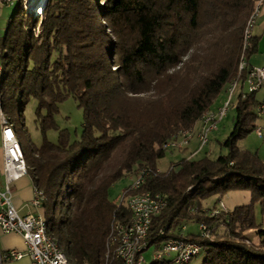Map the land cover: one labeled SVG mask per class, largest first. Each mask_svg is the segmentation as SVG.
<instances>
[{
	"label": "trees",
	"instance_id": "trees-1",
	"mask_svg": "<svg viewBox=\"0 0 264 264\" xmlns=\"http://www.w3.org/2000/svg\"><path fill=\"white\" fill-rule=\"evenodd\" d=\"M254 5L255 0H47L37 16L18 5V13L31 19L7 27L0 44L1 111L21 139L26 174L42 192L47 231L61 249L68 248L73 264H120L111 256L106 261V242L112 222L127 224L130 213L109 199V187L141 170L149 176L139 190L166 200L152 219L151 241L170 238L181 222H202L209 237L186 232L200 244L202 264H264V223H256L254 214V203L264 213V160L237 146L253 130L259 102L257 91L241 95L245 75L238 71ZM257 41L251 37L244 50L248 60ZM233 79L239 89L232 129L220 143L226 152L182 156L159 172L163 144L198 121L201 126L202 113ZM69 97L82 111L75 139L55 122ZM31 99L42 141L28 145L21 135ZM49 129L57 130L56 142L46 138ZM232 190L249 191L250 202L231 211L204 204Z\"/></svg>",
	"mask_w": 264,
	"mask_h": 264
},
{
	"label": "built area",
	"instance_id": "built-area-1",
	"mask_svg": "<svg viewBox=\"0 0 264 264\" xmlns=\"http://www.w3.org/2000/svg\"><path fill=\"white\" fill-rule=\"evenodd\" d=\"M2 2L8 6L11 5V0H2ZM262 3L264 1L258 5L257 15H259ZM251 37L252 33H250L248 46ZM243 71L245 76L242 82V96L264 88V65H253L247 58H242L241 72ZM238 89L239 86H234L228 90L227 101L224 105L218 106L214 110V113H211V119H206V129L216 128L217 124L222 120L220 119V112L227 108V105H229V97H232ZM255 114L253 131L257 137L264 139V100L258 102L256 105ZM0 123L3 151L2 170L6 181L5 189L0 190V229L4 233L19 234L26 245L23 251L14 248L0 251V264L19 260L24 256L29 257L31 264H61V261L56 258L55 252L52 251L50 245L47 244L40 233L39 214L29 212L20 215L11 202L10 185L13 181L21 178L22 175L19 174L17 161L13 158L10 142L4 131V125L2 122ZM196 140H198V148L195 149L194 154L200 152L207 145L204 142V136H199L198 134ZM148 176L149 174L147 173H135L133 182L122 192L123 200H115L117 205L122 204L127 210H129V205H137V212L132 213V220L127 223V228L119 229V231H123V239L122 242H119L120 258L117 260H120V264H133V256H140V264H144V261L147 260L144 252L152 246L151 258L173 261V264H187L188 259H192L197 255L198 248H200L198 242L189 240L186 237L187 223L181 222L175 226L173 231H171L169 241H165L162 247L149 245V238L154 237V235L151 236L150 232L152 219L159 214V206L166 205V200L158 197H148V199L144 200H124L126 190H132V186L134 185H142L143 187ZM29 204L40 208L39 196L32 195ZM220 208L225 209L223 206H220ZM216 212L217 209L213 211V213ZM196 226V233L200 237L207 238L210 236V228L205 223L198 222ZM109 241H111L110 235L108 236L106 245L109 244ZM105 259L106 261L108 260V255L106 254Z\"/></svg>",
	"mask_w": 264,
	"mask_h": 264
},
{
	"label": "rangeland",
	"instance_id": "rangeland-1",
	"mask_svg": "<svg viewBox=\"0 0 264 264\" xmlns=\"http://www.w3.org/2000/svg\"><path fill=\"white\" fill-rule=\"evenodd\" d=\"M18 7H19L18 4H16L13 5L8 10L9 18L6 20V24L4 26L5 29L17 23L21 19L24 20V22L26 23L29 22V20L31 19L27 16L23 17L21 13H18ZM26 13L32 16L39 15V14L33 15L32 13L30 14L29 12ZM257 19H258V15L256 16V19L254 21L255 24ZM228 88L229 87L227 85L226 91L224 89L217 95L210 109L214 110L216 107H218V105H224V103L227 101ZM235 95L236 94H234L232 97H229V99L231 98V102L226 115L217 124L216 128L209 133L207 145L203 147V149L200 151L198 156L202 155L206 151L208 152L207 154L210 158H215L216 156H218V154L220 153L223 154L226 152V149L221 147L220 143L225 139V137L231 131L233 126L234 109L232 106L235 102V97H236ZM256 96L258 99L264 98V89L261 88V90H259V92L256 93ZM35 105H36V100L31 99L30 102L27 104V107L24 112V123H25V127L27 128V132L22 131L21 136L28 145H31V143L40 144L42 141V133L34 123ZM55 122L60 129H67L72 139L79 137L81 131V123H82V111L80 108L77 107V103L72 97L67 98L59 105V112L55 116ZM199 127H200V121H198L193 125L192 130L191 128L189 129L192 132L194 131L193 133H195V131L199 129ZM57 133H58L57 130L49 129L46 131V138L51 142H56ZM17 136L19 140H21L18 134ZM176 141L179 143V145L175 144V146L173 147L165 148L164 156L157 161V170L159 172L167 171L169 168H171L174 162H176L182 156L191 157L194 150L198 147L195 136L192 137L189 144H181V137H178ZM237 146L241 149H246L251 152H256L259 158L261 160H264V139L257 137L253 130L250 133H248L245 137L238 140ZM134 174L135 173L127 174L126 176L121 177L109 187V199L111 201L120 200L121 196L123 195L122 192L133 181ZM249 202H250L249 191L232 190L222 195L219 201L217 200V196H212L207 200H205L204 204L210 206L215 204L216 207L219 208L220 206H223L227 211H231L234 207L239 205H245L248 204ZM57 212H59V208L56 209V213ZM254 214H255L256 223H264V213L261 212V208L258 203H254ZM187 230L195 232L197 231V226L193 223H187ZM247 234L251 237L253 242H257V236L255 235L253 230H250ZM64 250L68 252L67 247H64ZM152 250L153 248L151 246L147 251L144 252V255L148 261L151 260ZM203 258L204 256L200 254L199 256L194 257L190 264H202ZM18 264H27V263L24 261L22 262L20 261Z\"/></svg>",
	"mask_w": 264,
	"mask_h": 264
},
{
	"label": "bare ground",
	"instance_id": "bare-ground-1",
	"mask_svg": "<svg viewBox=\"0 0 264 264\" xmlns=\"http://www.w3.org/2000/svg\"><path fill=\"white\" fill-rule=\"evenodd\" d=\"M35 1V2H33ZM264 0H255V5L253 8L252 13L249 15L247 18L244 30H243V39H242V53L240 55L239 63H238V71H241V65H242V58H245L244 55V50L248 47V42H249V37H250V31L252 28V25L254 24L255 21V16H257V8L259 3H261ZM16 4H22L23 8L26 10V12H29L30 14L32 13L33 15L35 14H41L43 7H44V2L43 0H11V5H16ZM41 4V5H40ZM10 6V5H9ZM237 79H233L232 82L229 84V89H231L234 86H237ZM229 108V105H227L226 109H223L222 112H220V119H223V117L226 115L227 110ZM217 109V108H216ZM214 109V110H216ZM213 109L206 110L202 113L201 115V126L199 129L193 133L190 129L184 130L180 132L178 135L174 136L172 140L166 142L163 144V148H168V147H173L175 144L179 145V143L176 141L178 137H181V144H188L189 141L192 139L193 136H204V142L207 143L208 141V135L213 129H206V119H211V113H214ZM0 121L4 125V131L6 136H8V141L10 142V149L13 155V158L16 159L17 161V167L19 169V174L22 176L26 175V170H27V164L23 156V151L21 147V142L14 131L11 123L9 120L4 116V114L1 111V94H0ZM198 144V140H197ZM179 147V146H178ZM198 148V147H197ZM196 148V149H197ZM195 153V151L192 153V155ZM148 171V170H147ZM147 171L141 170L139 174H146ZM149 173V172H148ZM151 175V174H150ZM155 175V174H154ZM133 182V181H132ZM142 185H134L132 186V191L133 193L131 194H124V200H144L148 199V197H158L165 199L160 193H151L148 192L147 190H142V192L139 190L141 189ZM130 193V192H129ZM33 195H38L39 199L41 200L42 198V192L40 190H37L36 188L33 187ZM123 195L121 196L120 200H122ZM165 206H159V213L160 211L164 208ZM137 212V205H129V213H130V220H132V213ZM40 217V233L47 242V244L50 245L52 251L55 252V256L57 259L61 261V264H73L72 259L67 255L66 251L61 249L60 245L56 242V240L51 236V234L47 231L46 227V220L42 214H39ZM127 228V224H123L122 222L115 220L111 224V231H110V240L109 244L107 245V252L106 255H108V258L111 256L114 259H119L120 258V248H119V242H122L123 239V231H119V229H125ZM164 230H160L158 235L162 236L164 235ZM170 238H165V239H155L151 241L149 238V245H153V247H162L164 245L165 241H169ZM201 250L198 248L197 255L199 254ZM195 255V256H197ZM194 256V257H195ZM191 259H188L190 261ZM133 264H140V256H133ZM144 264H173V261H165V259H156V258H151L150 261L145 260Z\"/></svg>",
	"mask_w": 264,
	"mask_h": 264
},
{
	"label": "crops",
	"instance_id": "crops-1",
	"mask_svg": "<svg viewBox=\"0 0 264 264\" xmlns=\"http://www.w3.org/2000/svg\"><path fill=\"white\" fill-rule=\"evenodd\" d=\"M12 6L13 5L10 6L5 5L3 4L2 0H0V44L2 42L3 35L5 34L6 31L4 26L6 24V20L9 18L8 10ZM250 32L252 33V37L257 38L258 41H257V52L251 55L248 61L253 65H264V3H262L261 5V9L256 24L254 22V25H252ZM259 90H261V88ZM259 90H257L256 93H258ZM262 100H264V98L259 99V102ZM2 165H3V151H2V143H1V123H0V190L1 191L5 189V184H6L2 170ZM32 195H33V184L31 178L27 174L11 183L10 185L11 202L20 215H24L29 212L35 214H43V210L41 207L36 208L29 204ZM12 248L22 251L25 250L26 245L23 238L19 234L4 233L0 229V251L12 249ZM20 261L21 262L24 261L27 264H31V261L28 256H24L19 260L11 261L6 264H18Z\"/></svg>",
	"mask_w": 264,
	"mask_h": 264
},
{
	"label": "water",
	"instance_id": "water-1",
	"mask_svg": "<svg viewBox=\"0 0 264 264\" xmlns=\"http://www.w3.org/2000/svg\"><path fill=\"white\" fill-rule=\"evenodd\" d=\"M47 0H43L44 3H46Z\"/></svg>",
	"mask_w": 264,
	"mask_h": 264
}]
</instances>
